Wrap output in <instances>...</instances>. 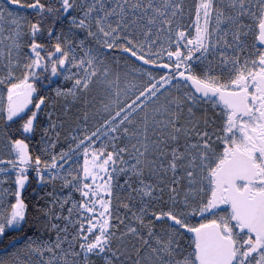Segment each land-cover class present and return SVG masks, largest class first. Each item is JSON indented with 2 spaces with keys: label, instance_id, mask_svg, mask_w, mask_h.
<instances>
[{
  "label": "snow or ice",
  "instance_id": "snow-or-ice-1",
  "mask_svg": "<svg viewBox=\"0 0 264 264\" xmlns=\"http://www.w3.org/2000/svg\"><path fill=\"white\" fill-rule=\"evenodd\" d=\"M0 264H264V0H0Z\"/></svg>",
  "mask_w": 264,
  "mask_h": 264
},
{
  "label": "trees",
  "instance_id": "trees-1",
  "mask_svg": "<svg viewBox=\"0 0 264 264\" xmlns=\"http://www.w3.org/2000/svg\"><path fill=\"white\" fill-rule=\"evenodd\" d=\"M59 82V81H58ZM53 86H55V85H53Z\"/></svg>",
  "mask_w": 264,
  "mask_h": 264
}]
</instances>
